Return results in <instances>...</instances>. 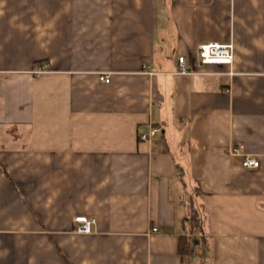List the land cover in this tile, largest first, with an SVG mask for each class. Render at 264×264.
Returning a JSON list of instances; mask_svg holds the SVG:
<instances>
[{
    "label": "crops",
    "instance_id": "1",
    "mask_svg": "<svg viewBox=\"0 0 264 264\" xmlns=\"http://www.w3.org/2000/svg\"><path fill=\"white\" fill-rule=\"evenodd\" d=\"M192 206L264 264V0H0V264H190Z\"/></svg>",
    "mask_w": 264,
    "mask_h": 264
},
{
    "label": "built area",
    "instance_id": "2",
    "mask_svg": "<svg viewBox=\"0 0 264 264\" xmlns=\"http://www.w3.org/2000/svg\"><path fill=\"white\" fill-rule=\"evenodd\" d=\"M198 59L201 66L213 65V66H232L234 61V46L233 44H202L197 49ZM179 70L177 75H194L195 72L191 71L186 64L184 57L178 59ZM102 81L109 83L110 79L108 76L102 77ZM162 134V130L158 127H150L146 133H141V141H150L155 137ZM239 149H234L233 152H239ZM242 166L245 169H254L259 167V162L250 157L245 156L242 161ZM76 232L83 235L91 233V228L95 224L93 219L88 217H76L74 219ZM154 233H157V229H153Z\"/></svg>",
    "mask_w": 264,
    "mask_h": 264
},
{
    "label": "trees",
    "instance_id": "3",
    "mask_svg": "<svg viewBox=\"0 0 264 264\" xmlns=\"http://www.w3.org/2000/svg\"><path fill=\"white\" fill-rule=\"evenodd\" d=\"M197 193H201L197 188ZM189 236L182 237L179 243V254L188 257L190 264H209L210 244L202 237L205 234V215L203 207L192 206L188 218Z\"/></svg>",
    "mask_w": 264,
    "mask_h": 264
}]
</instances>
